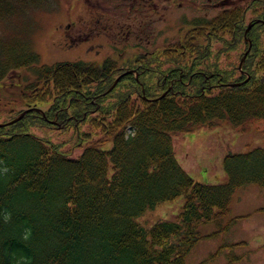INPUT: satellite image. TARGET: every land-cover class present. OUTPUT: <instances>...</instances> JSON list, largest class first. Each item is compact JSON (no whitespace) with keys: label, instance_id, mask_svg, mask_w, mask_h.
<instances>
[{"label":"trees","instance_id":"16d2710c","mask_svg":"<svg viewBox=\"0 0 264 264\" xmlns=\"http://www.w3.org/2000/svg\"><path fill=\"white\" fill-rule=\"evenodd\" d=\"M55 1L0 0V84L10 70L32 75L5 84L13 102L25 105L6 121L49 105L44 116L32 110L0 127V264H187L194 245L218 233L203 235L199 227L221 229L238 189L264 187V146L227 153L228 181L206 184L179 163L173 142L175 134L226 120L264 119V0H241L242 12L238 1L233 34L220 36L221 46L234 47V61L221 63L222 48L203 34L224 22L215 17L185 25L168 49L123 50L103 64H47L30 32L19 39L8 29ZM248 21L252 47L240 68ZM132 69L138 76L127 74L108 91ZM67 131L70 139L53 141ZM108 141L110 149L100 148ZM179 196L185 202L174 218L151 226L136 220Z\"/></svg>","mask_w":264,"mask_h":264},{"label":"rangeland","instance_id":"374dc122","mask_svg":"<svg viewBox=\"0 0 264 264\" xmlns=\"http://www.w3.org/2000/svg\"><path fill=\"white\" fill-rule=\"evenodd\" d=\"M104 1L56 0L51 5V8L30 13L28 18H31L27 22L14 21L11 26L18 28H9L8 30L11 32L18 30L19 39H22L27 32H30L28 36L33 40L34 49L41 55L42 63L101 60L109 49L102 48V54L97 58L89 51V42L71 50L68 44L70 38L67 37V39L66 35L68 33L71 35V30L72 32H77L78 27L70 29L68 32L63 30L71 25V21H78V25L80 22L86 24L87 20L91 21L92 14L97 18L94 23L95 28L92 30L93 33H98L103 26L113 25L115 27L113 9L105 10L103 8ZM236 1H240L241 5L238 6V10L242 12L243 4L241 0ZM232 10L227 7L211 11L210 18L215 16L224 22L219 23L218 21V26L213 27L211 30L213 33L203 32L206 38L211 34L213 44L222 48L221 63H225L228 60L234 61L235 58L234 47L229 46L226 49L225 46H221L220 42V36H231L234 32L237 8L234 10L235 24L233 25L229 23V12ZM104 11H107L110 15L108 21L102 17ZM182 12H184L183 15L185 17L196 13H204V11L193 13L191 10L184 8L175 15L179 16ZM225 18H227V21H225ZM180 22L177 20L173 21L171 31L166 32L157 41H162L167 37L169 39L176 35V29ZM250 23L251 21L247 22L246 30ZM114 32H116V29H114ZM3 33L5 34V32ZM12 34L14 35V32ZM96 41H99L98 37ZM103 41L107 45L104 39ZM136 42L137 36L130 35L129 39H123L121 48ZM5 49L4 46H0V56ZM248 49L249 43L246 51ZM246 51H244L243 55ZM28 79H32V77L29 76ZM9 83L10 80L6 78L0 84V123L5 122L13 112L25 106L23 102H13L16 95L10 90L9 85L5 88V84ZM48 107L49 105H43L44 109ZM39 134L45 135L46 133L39 131ZM70 138L71 131L52 137L53 141ZM87 140L89 138L83 139L82 142L89 145L90 143ZM173 142L178 161L194 179L207 184L226 183L228 178L223 166L224 156L229 152H244L255 146H264V119L249 120L242 125H235L231 121L226 120L215 127H201L190 132L175 134L173 135ZM86 145L83 147L78 146L73 150L72 157H77ZM111 147L112 142L110 141L100 144V148L105 150ZM184 202L183 196L163 201L155 208L149 209L138 216L136 220L143 225L151 226L159 219L174 218L182 210ZM234 218H236V221L231 223ZM222 220L223 226L221 229L214 222L203 224L199 227V231L203 235H210L217 230L218 233L200 239L187 255L186 263L264 264V187L250 185L246 188L238 189L233 196L230 212Z\"/></svg>","mask_w":264,"mask_h":264},{"label":"flooded vegetation","instance_id":"af4514ba","mask_svg":"<svg viewBox=\"0 0 264 264\" xmlns=\"http://www.w3.org/2000/svg\"><path fill=\"white\" fill-rule=\"evenodd\" d=\"M227 7L233 9L229 12V23L233 25L235 24L234 10L236 0H105L103 8L105 10L109 8L113 9L115 27L113 25L103 26L102 30L98 31V33H93L92 30L95 28L94 23L97 21V18L92 14L91 21L87 20L86 24L80 22L78 25V21H71L70 27H65L63 31L68 32L70 29L78 27L77 32H72L71 30V35L69 33L66 35V38H70L71 50L78 48L83 43L89 42L88 49L97 58L102 53V48L109 49L101 61V64H103L104 60L109 56L118 57L121 54L120 51L123 50L154 51L156 48L168 49L171 47L167 43L170 38L168 39L167 37L162 41H157V39L166 32L171 31L173 21H181L176 29V33H178L185 25L193 21L202 25L208 24L215 17L210 18L211 11ZM184 8L189 9V11L191 10L193 13L197 11H204V13H196L188 17L183 15L184 12L179 16L175 15L179 10ZM102 17L107 21L110 19L107 11H104ZM114 29H116V32H114ZM130 35L137 36V42L121 48L123 39H129ZM97 37L99 41H96ZM103 39L107 45L105 43L102 44ZM181 47H184V45H181ZM151 61L154 63V58ZM157 62L170 63L171 61L160 59ZM27 74V70L15 69L10 72L9 78L21 82L27 79Z\"/></svg>","mask_w":264,"mask_h":264},{"label":"water","instance_id":"95a60500","mask_svg":"<svg viewBox=\"0 0 264 264\" xmlns=\"http://www.w3.org/2000/svg\"><path fill=\"white\" fill-rule=\"evenodd\" d=\"M251 26H252V24H250V25L248 26V28H247V30H246V33H245V35H246V41L249 43V49L245 52V54H244L243 57H242V60H241V62H240V68L242 67V65H243V63H244V60L246 59L247 54L249 53L250 48H251V45H252L251 40L247 37V33H248V31L251 29ZM131 72H132V71H127V72H125L124 74H128V73H131ZM124 74L120 75V76L114 81L113 85L110 87V89H109L108 91L112 90V89L115 87V85L118 83V81L120 80V78H121ZM238 84H240V83H238ZM30 110H32V109H28V110L23 111L18 117H16V118L13 119L12 121H9L8 123H2V124H0V126H2V125H8V124H13L14 122L19 121V120L22 119V118L25 116V114H26L27 112H29Z\"/></svg>","mask_w":264,"mask_h":264},{"label":"bare ground","instance_id":"6f19581e","mask_svg":"<svg viewBox=\"0 0 264 264\" xmlns=\"http://www.w3.org/2000/svg\"><path fill=\"white\" fill-rule=\"evenodd\" d=\"M157 205H158V204H157ZM157 205H156V206H157ZM156 206H155V207H156ZM155 207H154V208H155ZM152 209H153V208H152ZM169 219H172V218H169Z\"/></svg>","mask_w":264,"mask_h":264},{"label":"crops","instance_id":"0c3cea01","mask_svg":"<svg viewBox=\"0 0 264 264\" xmlns=\"http://www.w3.org/2000/svg\"><path fill=\"white\" fill-rule=\"evenodd\" d=\"M210 174H212V173H210Z\"/></svg>","mask_w":264,"mask_h":264}]
</instances>
